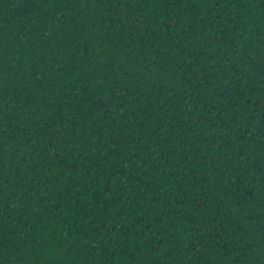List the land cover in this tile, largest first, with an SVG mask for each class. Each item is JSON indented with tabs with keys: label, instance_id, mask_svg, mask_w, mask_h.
<instances>
[{
	"label": "trees",
	"instance_id": "1",
	"mask_svg": "<svg viewBox=\"0 0 264 264\" xmlns=\"http://www.w3.org/2000/svg\"><path fill=\"white\" fill-rule=\"evenodd\" d=\"M0 264H264V0H0Z\"/></svg>",
	"mask_w": 264,
	"mask_h": 264
}]
</instances>
